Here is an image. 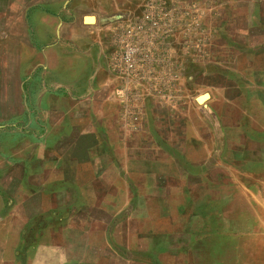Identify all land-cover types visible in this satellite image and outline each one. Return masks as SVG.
<instances>
[{"label":"rangeland","instance_id":"1","mask_svg":"<svg viewBox=\"0 0 264 264\" xmlns=\"http://www.w3.org/2000/svg\"><path fill=\"white\" fill-rule=\"evenodd\" d=\"M142 2L115 25L108 49L109 149L96 154L91 207L61 215L59 235L51 215L44 229L25 230V208L14 207L22 212L0 217V264H140L133 248L148 249L151 264H264V132L250 136L264 130L250 74L264 69V50L252 54L264 45V0ZM21 4L0 0V30L18 24L8 14ZM238 44L252 51L231 48ZM216 63L225 76L209 74ZM193 207L210 218L208 241H171L166 251L165 241L137 237L172 231L179 240ZM105 210L125 218L116 225L125 240L116 241L118 255L108 248Z\"/></svg>","mask_w":264,"mask_h":264},{"label":"crops","instance_id":"2","mask_svg":"<svg viewBox=\"0 0 264 264\" xmlns=\"http://www.w3.org/2000/svg\"><path fill=\"white\" fill-rule=\"evenodd\" d=\"M138 1L23 0L8 14L18 24L0 30V217L22 212L14 207L23 206L28 215L25 230L35 222L44 229L48 224L42 217L51 215L59 235L61 215L91 207L86 193L96 194V154L109 149L108 102L114 95L108 49L114 44L115 25L136 15L131 10ZM233 47L238 53L252 51L240 44ZM259 50L264 45L253 47L252 54ZM221 66L216 63L209 74L225 76L227 69ZM250 72L256 102L264 107V69ZM261 114L264 111L257 110L253 115ZM237 125L245 134L247 126ZM255 128L250 136L264 132ZM81 167L89 173H81ZM197 208L179 240L172 231L136 236L140 241H165L166 251H171V241H208L210 218ZM105 212L108 248L118 255L123 244L116 241L125 240L116 225L125 218ZM214 225L217 231L218 223ZM131 253L133 261L151 264L142 256L148 249L133 248Z\"/></svg>","mask_w":264,"mask_h":264},{"label":"built area","instance_id":"3","mask_svg":"<svg viewBox=\"0 0 264 264\" xmlns=\"http://www.w3.org/2000/svg\"><path fill=\"white\" fill-rule=\"evenodd\" d=\"M125 31H126L127 33H131V31H132L131 26H128V27L125 29ZM129 53H131V51H129V50H128V52L125 53V55H124V60H125L126 63L129 64V66H131V59H130V54H129Z\"/></svg>","mask_w":264,"mask_h":264},{"label":"bare ground","instance_id":"4","mask_svg":"<svg viewBox=\"0 0 264 264\" xmlns=\"http://www.w3.org/2000/svg\"><path fill=\"white\" fill-rule=\"evenodd\" d=\"M202 96L199 98L200 102L205 101L208 98V94H201Z\"/></svg>","mask_w":264,"mask_h":264},{"label":"water","instance_id":"5","mask_svg":"<svg viewBox=\"0 0 264 264\" xmlns=\"http://www.w3.org/2000/svg\"><path fill=\"white\" fill-rule=\"evenodd\" d=\"M205 94H208V93H205ZM203 95H204V94H203ZM201 96H202V95H200V96H198V97L196 98V102L201 103L200 100H199V98H200ZM130 254H131V253H130ZM130 254H129V255H130Z\"/></svg>","mask_w":264,"mask_h":264}]
</instances>
